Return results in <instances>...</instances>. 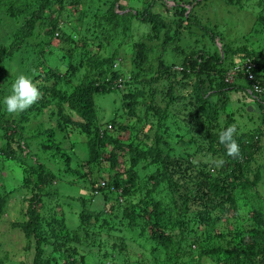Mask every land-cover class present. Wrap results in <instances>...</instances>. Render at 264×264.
I'll return each instance as SVG.
<instances>
[{
  "label": "rangeland",
  "instance_id": "374dc122",
  "mask_svg": "<svg viewBox=\"0 0 264 264\" xmlns=\"http://www.w3.org/2000/svg\"><path fill=\"white\" fill-rule=\"evenodd\" d=\"M24 1L0 0V49L14 44ZM53 1L46 27L36 28L0 64V264H32L37 235L46 242L41 246L42 264H197L203 250L232 249L242 238L253 243V251L260 250L264 108L238 90L229 94L230 102L217 122L197 117L196 79L181 67L200 52L211 55L218 50L223 57V44L233 50L247 48L264 63V27L258 24L264 17V0H188L193 4L184 15L190 14V21L200 25L191 28L175 7L181 0H156L153 10L160 16L157 22L146 23L132 14L147 9L152 0ZM50 24L54 30L45 33ZM202 28L217 40L213 42ZM99 58H114V70L126 84L124 91L94 93L93 125H72L65 121L67 96L87 70V60ZM21 74L37 83L42 96L26 111L11 115L3 99ZM259 77L264 79V68ZM232 125L237 128L236 142H249L254 148V160L246 165V177H256L249 184L252 190L237 169L230 176L238 181L226 182L227 196L210 193L207 201L227 209V197L232 196L236 218L221 209L212 215L206 203L193 204L183 218L186 243L181 252L185 257L177 259L153 242L152 236L160 219L168 228L179 229L181 199L165 181L150 178L156 166L148 164L158 161V148L165 149L160 158L170 152L176 157L172 159L176 160L175 182L180 172H191L188 192L197 195L211 183L208 169L219 166L221 160L210 149L217 150L219 133ZM103 128L108 131L100 138L98 131ZM12 133L19 135L18 144L11 143ZM229 159L232 166L234 161ZM196 169L203 171L201 177ZM44 177L37 195L35 184L43 183ZM102 182L114 186V191L105 186L101 194H94L93 188ZM194 199L190 196L188 202ZM154 204L165 213L163 217L154 216ZM252 212L258 213L254 239L240 235L245 225L236 223L243 219L251 225ZM32 213L39 219L28 242L23 230L33 222ZM201 260L215 264L209 255ZM246 264H264V260L253 258Z\"/></svg>",
  "mask_w": 264,
  "mask_h": 264
},
{
  "label": "trees",
  "instance_id": "16d2710c",
  "mask_svg": "<svg viewBox=\"0 0 264 264\" xmlns=\"http://www.w3.org/2000/svg\"><path fill=\"white\" fill-rule=\"evenodd\" d=\"M182 3L179 5H176L175 7L179 9L180 16L184 19H188L190 28L191 26L194 27H200L199 24H197L194 21H190L189 16L184 15L187 11V6L191 7L193 2L188 0H181ZM52 3H55L53 0H25L23 4H21L19 7L23 11L21 12L22 15V25L20 28L17 29L15 33V42L11 47H8L7 49H0V64L8 57H11L16 51H18V46L21 42H23L25 39H29L34 35V32L36 28L43 29L46 27V15L47 12L52 7ZM157 4L156 0H152V2L149 4V7L145 10H142L141 12H136L135 14H132L133 17L141 21L142 23L148 22H157V19L159 18V14L155 13L153 9H155V5ZM162 5L165 9H168V5L165 4V2H162ZM158 5H156L157 7ZM124 9V7H121ZM20 13V14H21ZM259 25H261V28L264 27V17H261L259 19ZM48 29L45 31V33L52 32L54 30V25H48ZM193 27V28H194ZM255 27L257 26V22ZM39 29V30H40ZM264 28H262L263 30ZM206 34L209 33L210 39L215 42L217 40L215 34H211L209 30L202 28ZM222 52L223 57L220 54V51L216 50L213 52V54L208 55L206 53L200 52L195 55L194 58H189L187 65L184 66V68L181 67V71L187 72L188 69L195 76L196 83L194 85V91L193 94L195 95L194 103L198 106L197 113L195 116L204 118L208 120L209 122H217V120L220 117L221 111L225 109V107L229 104V94L231 92H237L238 90H241L244 92V95L251 99L259 109L264 108V79L259 77V72L262 71L264 68V63L261 62L260 55L247 49H232L228 45H222ZM114 58L111 59H88L87 60V70L85 71L84 75L79 81V84L73 87V91L67 96V111L68 114L65 118V121L72 125H79L82 126V124L87 123V126L93 125V122L95 121V111H94V102H93V96L94 93L98 91L102 92H111L113 89H111V83L113 80L120 77L119 73H116V70H114V67L116 65V61H112ZM228 60L230 62H228ZM249 60L251 63H255L254 71L252 72V78H248L247 74L239 73L235 74L232 77V81L227 82L226 79L229 75V71L235 66V65H242L245 61ZM228 62V63H227ZM254 65V64H253ZM166 70V69H164ZM263 75V74H262ZM130 78V76H129ZM131 79V78H130ZM159 79V78H157ZM156 80V79H155ZM244 83V84H242ZM256 84H260V87L262 88L260 93H255L254 86ZM46 90V89H43ZM41 91V90H40ZM116 91H122V90H116ZM170 93L172 91L170 90ZM133 97V96H128ZM222 98V100L220 99ZM69 117V119H67ZM74 117H76L74 119ZM0 126L2 127L3 124L0 122ZM227 127H225L223 130H225ZM11 136V143L18 144L20 138L19 135L12 133ZM99 136V131H98ZM105 135H103L104 137ZM102 137V138H103ZM253 142L257 144V140L253 137ZM252 142V141H251ZM253 143V144H254ZM240 147V157L239 158H232V161H234V164L231 166L230 163V157L227 155V150L224 145H221L219 143V140L217 138V150L215 148H211L210 150L213 152H218L220 154L221 160L224 161L223 165H219L217 167H213V169L210 171L208 169L207 175L209 179V184L205 186V189L201 192L196 193L197 195H194L193 193L188 192L190 186L189 179L192 177L191 172L188 171H182L180 172V175L182 177L178 178V181L175 182V177L173 175L174 172V165H176V160H172L173 158H176L173 154L166 151L165 153L168 154L167 157L161 156V154L164 153V150H161L158 148L155 151V157L156 160H158L156 163L148 164L155 165L156 169L154 173L151 175L152 180H156L159 182L165 181L167 183V187L169 190H171L172 194L178 198L181 199V201H178L179 206V229H175V227L168 228L169 226L164 223L162 219H160L158 222L159 229L153 230V236L152 240L153 242H156L158 245L162 246L166 253H172V256L179 259L184 258V254L181 252V248L183 247L184 243H186V236L184 234L185 226L183 223V218L186 214L189 215V212L193 209V204H198L200 206H203L205 203L207 204L206 208L211 212L213 215V212H216L215 210L221 209L225 210L227 214L232 213L231 217L236 218V201L232 196L227 197L228 201V207L227 209L220 208L221 203H211L208 204L207 201L210 193H214L215 196L222 195L227 196V189L226 185H229L226 182H229L230 185L236 183L235 177L230 176V173L235 172L237 169L240 170L242 173V178L244 180V184H248V189L252 190L251 185H249L251 182H253V179L256 177H246V165L250 161L252 162L253 156L252 152L253 149L250 146L249 142L246 143H238ZM153 158V157H152ZM159 160L161 163H159ZM179 160V159H178ZM219 170V173L217 172ZM195 171V170H194ZM210 171V173H209ZM36 172V171H35ZM197 174L198 172L201 173L200 177L203 174V171L200 169H196ZM212 173V174H211ZM258 173V172H257ZM211 175H216V177H211ZM191 176V177H189ZM258 176L257 178H259ZM230 178L232 180H230ZM238 181V180H237ZM46 182V177L43 179V183H36L35 184V193L38 195L39 191L42 189ZM107 183V182H106ZM106 188L110 192H113L115 187L111 186L107 183ZM155 188V187H153ZM209 192V193H208ZM149 193H152L150 191ZM190 196L197 197V199H194L192 203L188 202V199H190ZM206 199V202H205ZM132 207H129V210ZM158 208L157 204H154V209L157 212L154 214V216L163 217L165 213ZM186 213V214H185ZM2 214L0 210V215ZM178 214V215H179ZM33 216V222H29L25 228H24V234L27 238V241L29 242V237L32 235V232H34V228H36V221L39 219L38 215L36 213L31 214ZM253 216V222L251 225H247L243 219H239L236 223L240 225H245V230H242L240 235H244L250 239L255 238L254 230L257 229V216L258 213H251ZM240 216H238L239 218ZM237 218V219H238ZM262 222V220L259 221ZM168 228V229H167ZM165 231H168V233H165ZM231 234H236L235 232H232ZM38 238H36L34 250L36 251L34 260L32 264H42L41 259V253H42V245L46 242L39 239V235H37ZM176 246V251L172 252V247ZM236 247L232 249H226L223 247L213 246L210 247L209 250H203L200 252L199 258L197 260V264H203L202 257L208 256L209 259L215 263V264H246L250 259H260L264 260V239L262 242V247L258 251H253V243H246L245 239L242 238L238 240L237 243H235Z\"/></svg>",
  "mask_w": 264,
  "mask_h": 264
},
{
  "label": "clouds",
  "instance_id": "9594fccd",
  "mask_svg": "<svg viewBox=\"0 0 264 264\" xmlns=\"http://www.w3.org/2000/svg\"><path fill=\"white\" fill-rule=\"evenodd\" d=\"M247 61H245L244 63H246ZM244 63L242 65H235L230 72H234V75L239 73L246 74L245 71L243 72L239 70V67L242 68ZM253 64L254 66L256 65L255 63ZM237 68L238 70L236 71ZM125 85L126 84L122 83L121 78H117L112 81L110 87L111 89H113L112 91L114 90L124 91ZM41 96L42 93L40 92L37 83H34L30 77L21 74L17 76L15 81L12 83L11 92L3 99V104L8 114L17 115L19 113L26 111L32 105L37 103L41 99ZM108 128L111 129V125H109ZM107 131L108 130L105 128L99 129V137L102 138ZM236 133H237V128L235 125H232L227 127L225 130H222L218 135L219 143L225 146L227 150V155L232 158L240 157V147L236 142V140L234 139ZM223 163H224L223 160L218 161V164L221 166L223 165ZM105 186H107L106 182H102L99 185H96L93 188L94 194L96 195L101 194L100 190Z\"/></svg>",
  "mask_w": 264,
  "mask_h": 264
},
{
  "label": "built area",
  "instance_id": "2783aa9c",
  "mask_svg": "<svg viewBox=\"0 0 264 264\" xmlns=\"http://www.w3.org/2000/svg\"><path fill=\"white\" fill-rule=\"evenodd\" d=\"M253 68H254L253 63H251L250 61H247L246 63H244V65H243L242 68L239 67V70H240V71H243V72L245 71L246 74L248 75L247 77H248V78H252V71H253ZM237 70H238V68L236 69V71H237ZM233 76H234V72H230L226 80H227V81H232V77H233ZM261 90H262V88L260 87V84H259V85L256 84V85L254 86V91H255V93H260Z\"/></svg>",
  "mask_w": 264,
  "mask_h": 264
}]
</instances>
